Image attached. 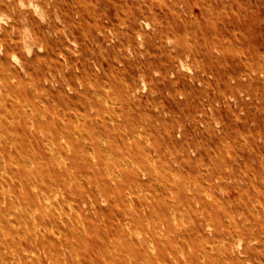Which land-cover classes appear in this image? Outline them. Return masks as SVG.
<instances>
[{
  "label": "rangeland",
  "instance_id": "rangeland-1",
  "mask_svg": "<svg viewBox=\"0 0 264 264\" xmlns=\"http://www.w3.org/2000/svg\"><path fill=\"white\" fill-rule=\"evenodd\" d=\"M0 156V261L264 264V0H0Z\"/></svg>",
  "mask_w": 264,
  "mask_h": 264
},
{
  "label": "bare ground",
  "instance_id": "bare-ground-1",
  "mask_svg": "<svg viewBox=\"0 0 264 264\" xmlns=\"http://www.w3.org/2000/svg\"><path fill=\"white\" fill-rule=\"evenodd\" d=\"M1 97L3 99V96H1ZM112 104H113V102H112ZM28 106H29V104H28ZM139 187H140V184H139ZM140 191H141V189H140ZM1 223L5 224V227H3L1 225ZM49 230L50 229H48V224L46 222H39L34 217V215L31 213V211L29 210L28 207L16 206V205L6 207L5 205H3V206L0 205V238L5 239L9 234L14 233V234H19L20 236H22L24 238H26V236H27V237H29V239H32L33 236L35 237V236L39 235L42 237V240H43V238L46 237ZM17 250H18V247L16 245L12 244L9 247L8 251H6L7 255L5 254V256L1 259L0 264H9L10 262L13 264V261L17 262V259H18L17 258L18 257L17 256ZM39 251H43L44 253L46 251V247H45V244L43 242H41V244H40ZM38 263L42 264L41 260L38 259Z\"/></svg>",
  "mask_w": 264,
  "mask_h": 264
}]
</instances>
